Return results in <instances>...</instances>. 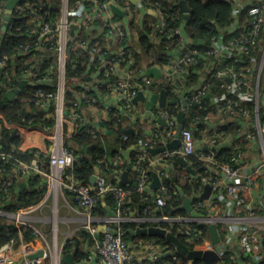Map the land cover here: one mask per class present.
Returning <instances> with one entry per match:
<instances>
[{"label":"built area","instance_id":"obj_1","mask_svg":"<svg viewBox=\"0 0 264 264\" xmlns=\"http://www.w3.org/2000/svg\"><path fill=\"white\" fill-rule=\"evenodd\" d=\"M7 1L0 0V43L4 37L24 33L21 27H14L12 20L15 16L31 9L37 1L43 5L44 1L50 3V0H26L23 6L17 5L4 29V10ZM60 3L59 16L49 22L44 21L38 14L28 16L26 21L30 27L26 30V35L31 40L20 47L25 53L33 52V56L55 59L50 70L42 78L37 79L38 84L51 87V91L47 93H42L40 90L38 93L45 98L41 101V106L45 110L49 105L54 106V124L45 126L43 129L33 128L43 132L47 137L46 149H36L48 158L49 172L41 167L36 157L30 163L19 162L18 168L14 170L17 172L21 169L27 177L43 175L46 182V194L38 204L22 208L16 213L0 210V216L13 219L17 227L24 225L32 229L37 243L23 242L18 249L14 248L12 242L2 246L0 264H43L45 257L49 258V264H60L63 255L66 254L63 248L65 243L78 229L83 228L92 236L101 224L107 225V232L101 234L98 239L91 238L95 242L89 248L87 262L91 264H157L167 252L162 254L160 246L154 239L139 240L134 248L123 240L120 231L114 228V225L123 221L149 222L150 225L147 227H160L170 233H172L170 229L180 223L182 226L177 231L182 235L195 232V229H190V223L207 226L215 224L220 243L213 245L209 235L203 240L201 248L195 249L214 251L219 256V260L211 264H222L226 253L229 254V260L233 264H264V189L257 190L260 184L264 183V108L259 104L264 70V51L261 53L260 50L261 44H264V0H256L246 8L248 21L243 26L233 32L228 31L231 24L227 27H219L216 34L198 41L191 40L181 27L167 29V15L162 9L160 0L150 2V9L149 0H136V2L132 0H60ZM114 7L121 10L122 17L114 11ZM147 10L157 16L156 28L150 35L153 42L163 37H178V46L171 51L168 60L161 65H154L158 69L162 68V75L158 80L149 76L145 68H135L132 60L133 53L128 48L129 41L132 37H136V32L129 27V21L133 17L136 23L141 25L142 13ZM77 28L92 32L91 39L104 37L112 42L114 49L110 51L111 47L108 45L101 52L96 44L90 45V40L79 38L75 43L76 48L87 49L90 61H93L95 55L101 52L99 57L102 63L96 70H91L90 63L87 64L86 79L81 81L79 78L68 84L65 71L67 51L70 42L78 36ZM108 56H110L109 59H107ZM7 61V56L0 58V71ZM101 68L103 71L100 76L93 78ZM204 69H208V72L202 77L201 73ZM192 74H196L197 81L186 86ZM23 75L28 81L34 83L32 81L34 75L30 71ZM103 85H106V91L101 90ZM164 85L170 86L172 96L168 94ZM74 87L92 92L94 96L89 100L96 106H88V109H82L81 112L76 111L75 108L68 110L65 102L66 97L71 95H67L66 91H72L75 96ZM158 87L161 88L158 89ZM162 89L167 92L166 104L161 107L155 103L152 113L155 117L161 118L165 125L156 123V126L149 129L150 135L137 143L139 151L136 153L133 164L136 185L133 187L136 192L143 195L147 206L141 216H134L132 212L121 211L120 203L132 193L130 189L119 186L123 172L119 176L118 185L111 186L106 180V171L109 170V166L104 165L102 159H97L94 165L93 186L79 182L72 175H66V170L72 168L78 159L83 157V152L76 151L71 144H67V140L79 125L81 127L87 125L88 132H91L94 137L98 135L102 121L97 119V121L88 122L85 117L86 112L91 109L97 115L116 111L119 116L126 118L125 121L130 126L128 129H133L131 125L135 124V121L146 119L144 102H134L135 97L142 93L146 99H149L151 95L160 93ZM181 93H184L183 97ZM209 94L213 97V102L209 103L210 107L222 116L232 117L234 121L232 123L245 121L251 117L253 120V131L246 132L242 123V127L237 128V133L242 135L239 143L229 148L235 154L232 165L218 164L215 160V147L222 137L220 133L211 136L210 141L213 147L208 152L196 153L195 151L194 131L198 126H205L209 119L208 114L190 116L188 108L193 103L201 108ZM173 99H176V103L168 105L167 102ZM183 99L187 107L184 109V128L180 134V145L149 158V155L144 153L145 150L165 146L175 139L177 115L182 109ZM186 119L190 120L187 127ZM68 123L73 126L72 133H69ZM5 125L14 131L12 128L15 124L6 123ZM127 130L125 133H129ZM123 137L128 138L126 134ZM255 139L259 141L260 161L258 163L260 164H256L257 162L253 160L255 155H248L246 152L251 141ZM18 151L20 154L26 152L20 148ZM174 156L187 162L188 158H195L204 162L206 169L210 171V174L204 178L205 183L211 186L209 198L200 199L203 190L190 198L193 211L201 216H191L188 213L185 216L157 215V210L166 205V196L169 195L167 187L163 185V178L176 176V173L171 172L173 164L170 159ZM7 157L10 155L0 153L2 160ZM117 159L122 161L123 158ZM147 163L148 166L145 165ZM153 172L157 173L161 181L157 189L151 188ZM196 174L197 171L195 175L190 173L192 177ZM237 178H240L239 182L224 181V179ZM11 183L12 179L5 180L2 188L6 189ZM108 192H112L118 201V205L110 209L115 216L93 215L92 210ZM67 193L73 195L75 203L69 199ZM61 198L67 207L73 208L81 217L73 233L59 241V224L65 221L59 216L58 201ZM194 199L198 202H193ZM228 199L235 205L234 208L228 210L226 216H219L215 202L223 203ZM230 201H226L227 206L230 205ZM44 207H49L50 214H41L39 219L43 224L47 220L51 221L49 232H45L44 226L40 227L37 224L38 219L35 216V213L42 211ZM85 247L87 248L86 244ZM45 248H50L47 256L29 258ZM135 249L138 251L135 252ZM43 252L45 253L44 250ZM17 257H20V260L16 261Z\"/></svg>","mask_w":264,"mask_h":264},{"label":"trees","instance_id":"obj_2","mask_svg":"<svg viewBox=\"0 0 264 264\" xmlns=\"http://www.w3.org/2000/svg\"><path fill=\"white\" fill-rule=\"evenodd\" d=\"M154 1L155 0H149V9L151 8L150 2ZM186 1L189 7L188 19L184 18V14L178 6V0H160L162 9L167 15V29L181 27L193 41L204 38L208 39L217 33L219 27H227L232 21V4L230 2L222 0ZM25 2L26 0H22L20 5L23 6ZM60 5V0H50L49 4L44 1V5L37 1L36 5H33L31 9L25 10L12 20L14 27H21L24 33H22V35L4 37L0 43V58L4 56L8 57L7 64L0 71V100L8 90L6 87L7 83H12L14 77L23 78V74L30 71L32 75H34L32 81L35 83L34 85H27L15 99L0 105V153H7L10 155V157H7L5 160L0 158V171H3L0 173L4 174V177L0 180V210L8 213H16L22 208L36 205L46 194L45 178L40 174L28 177L27 188L23 189L18 194L12 193V188L16 185V181L13 178L15 174L14 170L18 168L19 162L30 163L31 160L36 157L39 159L40 165L44 170L49 172V167L48 158L41 152H38L36 148L28 149L23 154H20L18 150L22 138L19 133L7 128L5 124L30 126L38 129H43L45 126H52L54 124V106L49 105L48 109L45 110L41 106V101L45 98L38 93V90L42 93H47L51 91V87L38 84L37 79L42 78L48 70H50L55 59L52 57L44 58L38 55L33 56V52L25 53L20 47L23 43L31 40V38L26 35V30L30 27L26 21L28 16L31 14H38L44 21L49 22L59 16ZM142 14L141 25L137 24L133 17L129 21V27L136 32V37H132V39H135L134 42L132 39L129 41L128 48L133 53L132 60L137 69L165 63L171 51L178 46L177 36L163 37L159 41L153 42L150 35L156 28L157 16L150 11L148 12V10ZM77 30L79 31L77 34L78 36L70 42L67 51L65 71L68 84L79 78H81V81H84L86 79L85 72L87 64L90 63L91 70H96L102 63L99 54L104 51L108 45L111 47L110 51L114 49L112 42L107 41L104 37L91 39L92 32L85 31L83 28H81V30L77 28ZM79 38L82 40H90V45L96 44L99 51H101L95 55L93 61H90V54L87 49L76 48L75 43ZM12 59H14V63H12ZM101 78H103V76ZM196 81V74H192L186 86H190ZM164 87L168 94L172 96L170 86L164 85ZM159 88L161 87H158V89ZM73 90L75 91V96L71 95L66 97L65 106L68 110L75 108L76 111L81 112L82 109H88V106H96L89 100L94 96L92 92L82 91L78 87H74ZM101 90L106 91V85H103ZM76 102H78V104H75ZM209 112H211V109L209 108L208 100H205L201 108L196 103L191 104L188 108L190 116H195L196 114L205 115ZM125 120L126 118L119 116L116 111L108 112L106 118L100 123V129L96 137H94L91 132L87 131V125L83 127L79 125L67 140V144H71V147L76 151H82L83 157L79 158L72 168L66 170V175H72L79 182L90 185L91 176L95 171L94 165L97 159H102L103 164L109 166V170L106 171L107 183L111 186L118 185L119 176L128 166V161L131 166L135 163L136 153L139 151L137 146L138 141L146 138L142 128L141 130L137 129V131L133 130V132L125 133L126 130L130 128ZM189 122V119L185 120L186 127L189 125ZM208 129L210 130L208 123L203 127L198 126L194 131V136L199 137L201 133ZM235 130L236 126L231 123H220L218 126V132L222 134V136L235 133ZM124 134L128 136L127 139L123 137ZM109 135L115 136V147L105 149L101 141ZM84 147H88L86 154L83 150ZM144 153L150 155L147 150H145ZM125 154L128 155V161L124 158ZM234 155L235 154L230 149H217L215 151V160L218 164L228 163L232 165ZM118 157H122V161L118 160ZM170 160L173 164L171 172L172 174L176 173L177 180L173 182L171 178H163V185L167 187L170 196H166V205L157 210V215L185 216L187 213L181 208L183 198L177 190V185L181 187L185 197L192 198L193 194H199L203 190L205 183L204 178L210 174V171L206 169L204 162L190 157L188 158V164L197 171L196 176L192 177L190 172L183 165L180 157L174 156ZM145 165L148 166V163ZM134 175L136 177L135 171ZM9 179H12V183L6 189H3V182ZM119 186L132 191L130 196L127 197L124 202L120 203L121 211L123 213L132 212L133 214L142 215L147 206V202L143 199V195L136 192L132 184H120ZM67 196L75 203L72 194L67 193ZM193 202L196 203L198 200L194 199ZM117 205L118 201L113 193L108 192L92 210V214L103 217L107 214L106 206L110 209H114ZM204 213L206 214V211ZM149 225V222L136 223L123 221L114 225V228L119 230L122 239L131 245H136L139 240L145 241L154 239L156 244L160 246V252L162 254L168 251L172 252L174 246L165 238L150 236L137 237L127 233L129 229H136L139 226L147 227ZM162 225L167 226L166 224ZM181 226L180 223L175 224L170 231L172 234L177 235L189 250L201 248L203 240L209 237L208 226L206 224L190 223V229H195V232L184 235L179 234L177 231ZM11 242L14 248L18 249L23 242H32L36 244L37 240L32 229L24 225L17 227L14 221L0 216V248ZM94 242L95 240L90 238L89 232L80 228L65 243L63 247L64 252L71 253L74 262H80L87 259L89 248L94 245ZM228 255L229 254L226 253V257L222 264H233L229 260ZM43 264H49L48 257L44 258ZM157 264H188V259L181 255H168L162 256ZM194 264H202V262L196 260Z\"/></svg>","mask_w":264,"mask_h":264},{"label":"crops","instance_id":"obj_3","mask_svg":"<svg viewBox=\"0 0 264 264\" xmlns=\"http://www.w3.org/2000/svg\"><path fill=\"white\" fill-rule=\"evenodd\" d=\"M222 1L230 2V3L234 2L233 0H222ZM254 2H256V0H236L234 2V4L232 3V16H231L232 21L230 23L231 25L229 26L228 31L233 32L238 27H241L247 23L248 17L246 15V8L249 7L250 5H252ZM184 18L188 19V17L187 18L185 17V14H184ZM183 32L185 33L184 30H183ZM132 41L134 42L135 39H132ZM260 50H261V53H263L264 44L263 45L261 44ZM143 68H145L146 70L150 69V67H146V66ZM152 68H156L158 70V76L157 77H154L151 75H149V76L158 80L159 77H161V75H162V68L159 67L160 69H158V67H156V66H153ZM207 72H208V69L202 70L201 76L204 77L205 73H207ZM262 75H263L262 76L263 82H262L261 91H260L259 104L264 108V70L262 72ZM22 80L28 81V79L24 78V77L23 78L14 77L13 82L12 83L9 82L6 85V87L8 88L7 92L11 91L12 89L17 88L18 82L22 81ZM28 82H31V81H28ZM27 85L28 84H26L25 87ZM206 99L209 101V103L213 102V97L210 94L207 95ZM209 108L211 109V112L207 113L208 119H209L207 123L210 126V130L208 129L209 131L207 130V131L201 133L199 137H195L196 138V149H195L196 153H201V152L206 153V152H208L209 149H211L213 147V145H211L210 139H211V136H213L214 134H219L218 126L220 123H231V124L236 126V130H235V133L226 134L224 136H222V134H221L222 137L215 147L216 150L222 149V148L229 149L233 145H235V144L237 145V143H239V138H241L242 134L237 133V128L239 126L242 127L241 123L243 124V127H244L246 132H248L249 130L250 131L254 130L252 117L246 119L245 121L240 120V121H237L235 123H232V122H234L232 120L233 119L232 117H225V116L218 114L214 109H212L210 107V104H209ZM251 109H252V107H251ZM106 116H107V113H101V114L99 113V115H97V113L92 109L87 111L86 115H85L88 122L97 121V119H100L102 121L103 119L106 118ZM145 120L135 121L136 123L131 125V128L133 127L132 130L137 131V129L141 130V128H142V131L144 132L145 136L150 135L149 129L156 126L157 122L153 121L151 119H149L148 121H145ZM12 129H14L15 132L19 133L21 138H22L21 144L19 146V148L21 150H27V149L33 148V147L41 149V150L46 149L47 137L45 134H43V132L36 130V129H33V128L26 127V126H20V125H15ZM68 130H69V133H72L73 126L71 123H68ZM101 142H102L105 149H111L112 147L114 148L115 147V136L109 135L107 138H103ZM258 146H259V141H257L256 139L252 140L251 143L249 144V146L247 147L248 151H246L248 153V155H252V156L255 155V157H253V160L257 162L256 164H260V163H258L260 161V159H259L260 154H259ZM152 157H153V155L150 154L149 158H152ZM124 158H125V160L128 161V155L127 154L124 155ZM124 171H127V178L129 179L131 184L133 182H135L134 169H133V166H131L129 164V161H128V166L126 167L125 170H123V172ZM2 176H4V175L0 174V179ZM13 178L16 181L15 187L12 188L13 194H18L20 191H22L23 189L28 187V183H27L28 177H27L26 173L20 174V172L17 170V172H15V174L13 175ZM224 181L226 183L239 182L240 178H237L235 180L224 179ZM23 183H25V184H23ZM261 189H264V183L262 185L260 184V187L257 190H261ZM61 199H59L58 204L61 201ZM226 201H230V199H228ZM226 201L223 203L218 202V201L215 202L216 212L219 216H226L228 213V210L230 211L235 206L233 203L231 204V201H230V205L227 206ZM106 208H109V207L106 206ZM72 209L67 207L66 203H64V200L62 199V203H61V205H59V216L63 217L65 219V221H64V223L59 224V234H58L59 241H62L66 235L73 233V231L77 227V224H79V220H80L81 216L79 215L78 212H76L74 209L73 210ZM37 214L38 215H35L36 218L38 219L37 224L40 227H41V225L44 226L45 232H49L51 221L47 220L46 223L43 224L39 219L41 214H44V215L50 214L49 207H44V209L42 211L38 212ZM134 216H141V215L134 214ZM9 220L13 221V219H9ZM132 246H134V248H135V245H132ZM43 250L45 251V253L43 252L44 257H45L48 255L47 252L50 250V248L49 249L45 248ZM136 251H138V250L135 249V252ZM18 260H20V257L16 258V261H18ZM60 264H67V263H65V261L62 259L60 261ZM74 264H91V263L87 262V260H83L80 262H74Z\"/></svg>","mask_w":264,"mask_h":264},{"label":"water","instance_id":"obj_4","mask_svg":"<svg viewBox=\"0 0 264 264\" xmlns=\"http://www.w3.org/2000/svg\"><path fill=\"white\" fill-rule=\"evenodd\" d=\"M22 0H8L5 3V10H4V19H5V24H4V29L5 26L7 25V22L11 19V14L13 9L20 4ZM133 2H136V0H132ZM178 6L180 7L181 11L185 14V17H188L189 14V7L187 4L186 0H179L178 1ZM114 11L119 15V16H123V13L121 12V10H119L117 7H114ZM71 35H73V31H71ZM110 56L107 57V59H109ZM12 63H14V59H12ZM103 71V68H101L99 71H97L93 78H98L101 74V72ZM147 74L157 77L158 76V70L156 68H150L147 70ZM91 79V78H89ZM34 85L33 82H28L26 80H22L18 82V87L15 89H12L11 91H8L7 93H5L4 97L0 100V105L9 102L11 100H13L15 97H17L25 88V85ZM67 95H73V92L70 90L66 91ZM184 96V93H181V97ZM166 98H167V92L162 89L160 91V93L157 94H153L150 96L149 99H146L144 97V95L142 93H139L137 95V97H135L134 102H144V107H145V111H144V116L146 119H151L153 121H156L158 124L161 125H165V122L159 118V117H155V115L152 113L153 107L155 105V103H158L159 106L163 107L166 104ZM168 105H173L176 103V99H173L171 101L167 102ZM187 107V103L186 101L183 99L182 100V109L178 112L177 115V120H178V124H177V128H176V135H175V139L168 143L165 146H161V147H156V148H150L148 149V152L152 155H157L167 149H173L176 148L180 145V134L184 128V117H185V111L184 109ZM127 132H133L132 129H128ZM1 148V146H0ZM87 148L88 147H84L83 150L86 153L87 152ZM181 161L183 162V165L187 168V170L195 175L196 170L193 169L186 160L181 159ZM20 174H22V170H19ZM152 183H151V188L153 189H157L160 184L161 181L157 175V173L153 172L152 173ZM171 180L173 182H175L177 180V177L174 175L172 176ZM94 181H95V177L92 176L90 179V183L93 186L94 185ZM25 184V183H23ZM119 184H131V182L129 181V179L127 178V171H124L121 179L119 181ZM133 186L136 185L135 182L132 183ZM177 190L179 191L180 195H182L183 198V204L181 206L182 209H184L186 211V213L190 214L191 216H201L200 214L196 213L193 211L192 208V201L190 198H187L184 196L183 191L181 190V187L177 185ZM211 194V186L208 183L204 184V188H203V193L200 197V199H207L209 198ZM107 210V214L109 216H115V213L113 211H111L109 208H106ZM107 225L106 224H101L97 227L96 232L90 236V238H95L98 239L100 237L101 234H104L107 232ZM208 232L210 235V239L213 245H216L218 243H220V236L218 234L217 231V226L215 224H210L208 226ZM127 233L132 235V236H150V237H158V238H165L168 241H170L173 246H174V250L172 252H167L164 256H168V255H181L184 256L188 259V264H194V262L196 260H202L204 263L206 264H211L217 260H219V256L214 252V251H202V250H189V248L181 242V240L179 239V237L175 234H172L170 232H167L165 229L160 228V227H138L136 229H129L127 230ZM44 253L43 250H39L36 254L29 256L30 259H35L37 257H43ZM62 259L65 261V263L67 264H74V261L72 259V256L70 253H66L63 255Z\"/></svg>","mask_w":264,"mask_h":264},{"label":"rangeland","instance_id":"obj_5","mask_svg":"<svg viewBox=\"0 0 264 264\" xmlns=\"http://www.w3.org/2000/svg\"><path fill=\"white\" fill-rule=\"evenodd\" d=\"M61 203H62V199H61V201L59 202V205H61ZM35 215H38L37 212L35 213Z\"/></svg>","mask_w":264,"mask_h":264}]
</instances>
